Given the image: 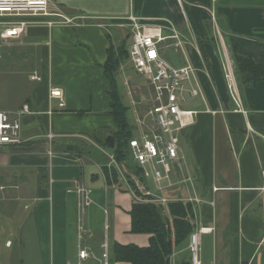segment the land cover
<instances>
[{
	"label": "crops",
	"instance_id": "crops-1",
	"mask_svg": "<svg viewBox=\"0 0 264 264\" xmlns=\"http://www.w3.org/2000/svg\"><path fill=\"white\" fill-rule=\"evenodd\" d=\"M52 1L67 17L81 18L53 27L31 24L19 36L0 39L36 49L41 71L34 70L21 96L0 93V112L22 123V142L0 145V239L17 237L19 229L23 249L11 264L20 256L22 264H77L83 248L90 256L82 264H104L106 239L109 264H131L114 259L112 249L114 242L137 244L124 232L131 229L136 200L125 185L110 184L104 172L105 165L112 167L106 136L118 130L104 66L130 14L162 25L166 33L175 29L183 48L166 50L197 68L202 95L189 97L184 106L198 99L199 113L180 136L182 174L194 181L176 193L204 201L195 214L196 225L213 228L202 235L204 264H264V80L255 86L238 80V107L227 86L221 41L234 68L233 49L264 63V0ZM52 87L64 91L65 106L50 96ZM77 183L92 191L94 201L83 233ZM127 194L133 199L128 206ZM8 237L6 247L12 248ZM188 244L175 248L173 262L190 264Z\"/></svg>",
	"mask_w": 264,
	"mask_h": 264
},
{
	"label": "built area",
	"instance_id": "built-area-1",
	"mask_svg": "<svg viewBox=\"0 0 264 264\" xmlns=\"http://www.w3.org/2000/svg\"><path fill=\"white\" fill-rule=\"evenodd\" d=\"M0 17L17 19V21L6 22L8 26L6 33L3 34L4 38L19 36L31 24L53 27L74 24L77 18H81L67 17L52 0H0ZM36 17L42 19H33L32 21L28 19ZM125 19L128 21L126 24L129 26L132 36L129 60L136 72L146 79L155 90L154 103L147 113L148 116L140 115L138 117L136 115L135 120L133 119L135 129L134 136L130 140L132 162L142 169L144 182H141L140 176L121 167L113 153L110 155V164L117 168L126 189L135 200L145 203H160L165 206L172 201H185L193 205L196 214L197 205L204 202L202 198L197 196L167 198L165 193L178 186L185 187L188 183L193 182L191 175L182 174L183 157L181 156L180 136L184 130L195 125L197 121L199 112L195 109L184 108L189 97L202 95L201 85L196 77L197 68L192 64L177 67L165 58L164 52L167 47H173L175 50L183 48V43L175 29L172 30V34L166 33L162 25L144 22L142 17L135 14H130ZM172 39H175L176 42L169 43L168 41ZM221 41L226 55L224 72L227 86L237 106L241 107L236 70L229 58L224 40L221 39ZM50 96L60 100V107L65 106L64 91L61 88L52 87ZM135 103L139 102L135 101ZM133 112L138 113L137 110ZM149 121L152 122L149 123ZM21 131L20 119L12 118L6 112H0V145L21 143ZM48 136L53 138L52 134ZM129 176L135 185L131 183ZM143 187H145V191H143ZM75 189L79 199V230L83 233L86 228V211L94 201L91 196L92 191L84 184L77 183ZM109 228L110 226L106 222V231ZM210 232H213L212 227L196 225L189 237L190 264H204L202 235ZM102 248L104 264H109L107 239L102 244ZM89 256V250L81 249L80 262L77 264H82V261ZM172 257L173 255L170 264H176Z\"/></svg>",
	"mask_w": 264,
	"mask_h": 264
},
{
	"label": "trees",
	"instance_id": "trees-1",
	"mask_svg": "<svg viewBox=\"0 0 264 264\" xmlns=\"http://www.w3.org/2000/svg\"><path fill=\"white\" fill-rule=\"evenodd\" d=\"M130 39H132V36H130ZM122 47L116 49L111 43L108 49V59L104 66L105 75L111 84L112 114L118 126L117 132L113 134L115 147L111 151L120 166L123 168L129 166L132 170L130 172L140 176L144 182L142 169L132 162L130 140L134 136L135 127L133 123L131 124L127 115L129 107L123 103L118 89L117 76L120 63L124 58H130V47L128 50L124 48L125 46ZM201 52L208 61L207 51L202 44ZM231 52L236 74L241 84L255 86L258 82L264 80V63H258L251 57L239 56L236 49ZM104 146L108 147L106 142ZM104 172L110 184L118 183L119 175L116 167L105 165ZM130 177L129 179H131ZM131 183L135 185L132 179ZM129 213L131 216V232L150 235L149 245L143 247L114 242L112 249L114 259L130 262L131 264H170L175 248L186 240L188 242L191 233L196 228L194 207L191 203L185 201H172L167 205V208L160 205V203L135 201Z\"/></svg>",
	"mask_w": 264,
	"mask_h": 264
},
{
	"label": "rangeland",
	"instance_id": "rangeland-1",
	"mask_svg": "<svg viewBox=\"0 0 264 264\" xmlns=\"http://www.w3.org/2000/svg\"><path fill=\"white\" fill-rule=\"evenodd\" d=\"M64 14V13H63ZM11 20L17 21V19L13 18H7V17H0V39H5L3 37V34L6 33L7 29V23ZM80 20V19H79ZM32 21V19L30 20ZM30 26V25H28ZM124 28L122 31L118 34L116 38L115 46L116 49H120L122 46L128 50L130 47V44L132 42V39H130L131 36V30L129 26L121 25ZM122 47V48H123ZM115 49V50H116ZM126 53V52H124ZM167 59L177 66H185V59L182 55H180L178 52H176L174 49L170 48L166 50ZM130 58H124L122 62L120 63L119 71H118V89L122 98V101L127 107H129V110L127 112V115L129 117V120L134 122L136 115L139 117L140 115H143L145 117L148 116L149 110L152 108V104L154 103V92L155 90L153 87L144 79L142 76H140L136 70L134 69L133 65L131 64ZM205 59V57H204ZM205 61H207L205 59ZM39 60H38V51L36 49L31 50L28 46V44H23L21 41H2L0 40V78L3 79L5 77L10 78V86H7V81L0 82L2 84L0 86V93L1 95L5 94L8 90V94H11V96H21L27 89L26 86L29 84L27 82L28 78L32 74H34V70L40 69L37 67ZM121 69V70H120ZM38 73L41 74V71ZM8 80V79H7ZM125 82V83H124ZM10 90H9V89ZM25 88V90L23 89ZM24 90V91H23ZM23 91V92H22ZM22 92V93H21ZM8 96V95H6ZM197 98V97H196ZM14 98H12L13 100ZM195 98L191 99L190 103H188L184 108L187 109H195L197 106H195V102L199 100ZM4 100V99H2ZM139 102V103H135ZM138 111L133 112V111ZM134 114V115H133ZM134 119V120H133ZM148 120L150 118H147ZM152 121H149L151 123ZM150 127V125H149ZM141 128V127H140ZM128 165V163H126ZM125 166V165H124ZM122 167V166H121ZM125 168L129 169V171H132L129 166H125ZM117 169V168H116ZM118 185L124 186V182L121 178L120 173H118ZM129 178V177H128ZM131 178V177H130ZM129 180V179H128ZM141 181V180H140ZM194 181V180H193ZM143 182V181H141ZM193 182H190L188 184H192ZM149 184V183H148ZM179 187V186H178ZM172 189L167 191L165 196L167 198L169 197H181V194L176 193V190L178 189ZM151 188H153L151 186ZM184 187H179V189H182ZM126 196L127 200V206L129 204L128 196ZM183 196V194H182ZM185 197V196H184ZM137 201V200H136ZM135 202V201H134ZM140 202V201H137ZM145 203V202H141ZM162 206H165V204H160ZM128 210L125 208V212L127 217H129ZM21 231V229H20ZM19 229H17V237L14 235H7L8 238L11 240L13 247L7 248L6 247V235L0 239V264H11L12 262V255H21L23 253V249L21 247L20 242V234L18 233ZM125 234L128 235L129 240H133L134 243L141 244L143 242L150 243L149 235L146 233H132L131 229H125ZM127 238V237H126ZM187 240L183 242L179 249H183L187 246ZM135 244V245H137ZM139 246V245H138ZM143 247L144 245L141 244ZM175 252V250H174ZM112 255L114 256V253L112 252ZM184 255H187V253H184ZM19 262H15L13 264H22V257H19ZM130 263V262H129Z\"/></svg>",
	"mask_w": 264,
	"mask_h": 264
},
{
	"label": "water",
	"instance_id": "water-1",
	"mask_svg": "<svg viewBox=\"0 0 264 264\" xmlns=\"http://www.w3.org/2000/svg\"><path fill=\"white\" fill-rule=\"evenodd\" d=\"M106 143L108 148L113 149L115 147V137L112 133H108L106 136ZM143 191H145V187H143Z\"/></svg>",
	"mask_w": 264,
	"mask_h": 264
}]
</instances>
